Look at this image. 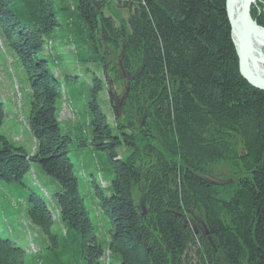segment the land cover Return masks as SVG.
<instances>
[{"label": "trees", "instance_id": "obj_1", "mask_svg": "<svg viewBox=\"0 0 264 264\" xmlns=\"http://www.w3.org/2000/svg\"><path fill=\"white\" fill-rule=\"evenodd\" d=\"M118 5L126 15L109 0H0L36 143L28 154L2 135L0 101V183L28 189L37 165L60 185L52 209L26 198L40 250L0 234V264H264V91L240 74L226 0ZM251 15L264 28V0ZM65 105L73 121H61ZM75 146L102 158L90 176L97 218Z\"/></svg>", "mask_w": 264, "mask_h": 264}, {"label": "rangeland", "instance_id": "obj_2", "mask_svg": "<svg viewBox=\"0 0 264 264\" xmlns=\"http://www.w3.org/2000/svg\"><path fill=\"white\" fill-rule=\"evenodd\" d=\"M109 1L114 3L112 8L115 13L127 14L122 7H119V0ZM260 1L262 0H256L252 7L259 4ZM106 14L113 15L112 12H107ZM2 51L0 49V57L2 56V59H0V101L5 106L6 119L1 132L13 144L22 147L28 154H32L36 148V143L28 126L30 117L29 90L17 62L10 56H3ZM68 51V49H65L62 52L65 57H68ZM261 52L264 54V47H261ZM262 68L264 69V66ZM111 85L113 87V82ZM122 89L120 88L121 91L115 92L118 100L122 98ZM104 98H107V95H104ZM109 110H107L108 113ZM104 111L106 112V107H104ZM74 119L75 116L71 108L67 105L63 106L61 121L67 122ZM110 121L114 124L112 115H110ZM126 155V151L121 152L122 157H126ZM70 156L79 178L81 195L92 217L97 218L99 215L95 204L94 190L90 184V176L95 174L97 170L102 169L101 155L89 146L79 148L75 146ZM97 178L102 189L107 190L110 187L109 183L104 182L100 175ZM25 181L27 187H29L28 189L18 183H0V234L4 239L15 241L28 254L34 255L43 246L42 240L44 239V235L41 231L38 230V232L37 228L30 222L26 198L30 195V191H33L43 196L50 209H52L55 205L52 203V199L54 194L59 192L60 185L56 180L46 176L37 165L25 177ZM102 230H100V235L103 239L105 234Z\"/></svg>", "mask_w": 264, "mask_h": 264}, {"label": "water", "instance_id": "obj_3", "mask_svg": "<svg viewBox=\"0 0 264 264\" xmlns=\"http://www.w3.org/2000/svg\"><path fill=\"white\" fill-rule=\"evenodd\" d=\"M255 1L226 0V13L239 60L240 74L250 85L264 91V78L259 74V68L264 66V54L261 52V47H264V28L252 18L251 9ZM210 183L222 187L231 185L232 181L216 179ZM204 235L208 236L209 233L205 230ZM209 241L211 242L210 239Z\"/></svg>", "mask_w": 264, "mask_h": 264}, {"label": "bare ground", "instance_id": "obj_4", "mask_svg": "<svg viewBox=\"0 0 264 264\" xmlns=\"http://www.w3.org/2000/svg\"><path fill=\"white\" fill-rule=\"evenodd\" d=\"M254 49H255V47H254ZM264 56V55H263ZM261 58V57H260ZM264 58V57H263ZM259 74L261 75V77H263L264 78V69L263 68H259Z\"/></svg>", "mask_w": 264, "mask_h": 264}, {"label": "crops", "instance_id": "obj_5", "mask_svg": "<svg viewBox=\"0 0 264 264\" xmlns=\"http://www.w3.org/2000/svg\"><path fill=\"white\" fill-rule=\"evenodd\" d=\"M0 59H2V57H0ZM33 153H34V152H33ZM33 153H32V154H33Z\"/></svg>", "mask_w": 264, "mask_h": 264}, {"label": "flooded vegetation", "instance_id": "obj_6", "mask_svg": "<svg viewBox=\"0 0 264 264\" xmlns=\"http://www.w3.org/2000/svg\"><path fill=\"white\" fill-rule=\"evenodd\" d=\"M119 105H120V104H119ZM119 105H118V106H119Z\"/></svg>", "mask_w": 264, "mask_h": 264}]
</instances>
